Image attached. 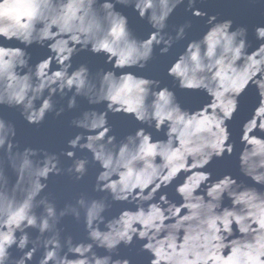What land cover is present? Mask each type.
I'll list each match as a JSON object with an SVG mask.
<instances>
[{
  "label": "clouds",
  "instance_id": "clouds-1",
  "mask_svg": "<svg viewBox=\"0 0 264 264\" xmlns=\"http://www.w3.org/2000/svg\"><path fill=\"white\" fill-rule=\"evenodd\" d=\"M185 2L193 16H208L209 28L187 44L167 71L181 89L208 94L210 100L199 109L183 108L175 91L160 87L157 79L114 70L93 77L85 64L73 68L72 57L85 49L104 53L113 69L145 68L156 46L162 45L160 53L166 54L186 37L190 20L174 35L166 31L168 18ZM116 3L133 5L141 18L147 17L154 29L148 38L134 36ZM197 3L0 0V105L19 108L28 123L40 124L49 112L59 116L64 111L56 108L57 93H73L68 108L76 107L80 95L91 104L106 102L105 111H85L72 120L85 131L69 139L62 154L72 159L67 173L81 180L90 161L77 157L76 149L91 152V162L101 169L94 190L107 194H81L74 204L57 210L50 194L42 193L51 175L65 171L60 155L32 147L19 150L15 125L0 116V264H29L41 249L37 264H132L114 254L134 240L149 254L148 264H264V136L256 134L264 133V24L255 26L260 43L249 52L246 26L233 30L232 19L209 16ZM34 43L51 54L31 65L27 49ZM250 84L259 100L242 126L244 146L238 159L240 171L253 185L230 173L214 178L208 169L214 158L235 151L230 122ZM108 112L132 115L166 138L154 139L140 127L117 142L109 134ZM4 154L16 173L11 184ZM172 185L179 199L161 191ZM111 202L132 207L109 219L105 213ZM66 215L82 219L86 241L62 238L58 225ZM29 229L39 235L32 239ZM13 248L21 255L13 256Z\"/></svg>",
  "mask_w": 264,
  "mask_h": 264
},
{
  "label": "water",
  "instance_id": "water-1",
  "mask_svg": "<svg viewBox=\"0 0 264 264\" xmlns=\"http://www.w3.org/2000/svg\"><path fill=\"white\" fill-rule=\"evenodd\" d=\"M100 2L102 3L103 0H100ZM115 7L117 11L127 16L128 26L138 39H146L149 37L150 33L154 31L147 17L141 18L133 5L116 3ZM195 7L207 12L209 16L216 14L219 20L232 19L233 30L240 26H246L248 28L249 41V48L247 50L249 52L259 45L260 41H257L255 38L254 28L258 24H264V3H254L253 0H202V2L198 0ZM207 19L208 16H193L186 2L177 6L175 11L168 18V28L166 31L174 35L176 28L189 20L192 23V27L186 30V37L183 40L177 41L168 53L161 54L160 47H162V45L156 46L154 48L153 58L143 69H113L112 63L107 61V56L104 53L95 54L87 49L77 51L74 54L72 57L73 68L85 64L89 67L93 77H96L99 73L114 70L117 74L121 71H131L139 76L157 79L161 82L160 87L167 86L175 91L177 100L183 108L194 111L206 104L210 100V97L202 89H181L178 86V81L169 76L167 70L178 55L185 50L187 44L191 40L200 39L208 30L209 25L206 23ZM11 43L15 44L17 42L13 41ZM27 51L31 55V65H35L39 60L51 54L46 46L35 43L28 47ZM53 67H55V64ZM222 70L227 74L228 67L225 66ZM72 94V92H69L67 96L62 97L57 93L56 96H54L56 108L63 107L64 111L59 116L55 114V111L49 112L45 120L40 124L28 123L22 116L19 108L0 105V116H3L6 121L15 125L16 136L13 139L19 150L22 151L26 147H32L60 155V166L64 168L65 171L60 175H51L47 181L48 187L44 190V193H42V195L50 194V199H54L57 210L65 207L66 204H74L81 194H86L89 198H101L107 195L106 193L96 192L94 190L96 176L101 169L98 163L91 162L92 154L88 150L76 149L77 157H87L90 161L88 171L83 179L76 180L73 175L66 171L67 167L72 163L71 158L62 154L65 150L69 149L67 142L76 134L85 131L84 129L75 127L72 124V120L82 117L85 111L96 110L102 112L106 110V102L91 104L88 98L82 95L77 96L75 108H68V99ZM258 100V90L255 85L250 84L244 94L240 96L238 111L234 119L230 122L232 133L231 140L235 142V151L231 156L225 154L224 157L213 159L208 169L212 171L214 178L230 173L248 185L254 184L249 177L244 176L240 171L238 157L244 146L240 141L242 126L244 122L253 115ZM108 122L111 125V132L109 134H115L117 142L123 140L128 134L134 133L140 127H145L148 131L152 132L154 139L166 138L163 131L157 132L154 128L141 124L132 115L108 112ZM256 134L264 136V133L261 132H257ZM40 156H43V152L40 153ZM4 168L10 184L14 183L16 180V173L11 168L6 154H4ZM256 186L261 187L259 185ZM161 191L168 192L170 198L179 199L174 192V185L162 189ZM228 203L229 201L226 198L225 204ZM111 204V208L105 213V216L109 219L118 215L121 209L132 207V205L124 202H111ZM58 227L61 229L62 238L71 235L76 242L87 240V233L82 219L77 221L74 216L66 215L61 218ZM28 231L32 239H35L39 235L37 229H29ZM140 243V241L134 240L133 244L130 246H124L122 244L119 247L118 253H115L114 256L118 255L122 258H129L132 264H148L149 254L140 250ZM96 251L101 255L107 254L104 249H96ZM42 252V249L39 250L33 261H30L29 264H37ZM12 254L13 256L21 255L19 250L15 248L12 249Z\"/></svg>",
  "mask_w": 264,
  "mask_h": 264
}]
</instances>
